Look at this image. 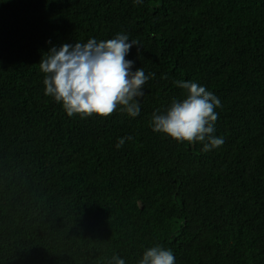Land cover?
<instances>
[{"label":"trees","instance_id":"1","mask_svg":"<svg viewBox=\"0 0 264 264\" xmlns=\"http://www.w3.org/2000/svg\"><path fill=\"white\" fill-rule=\"evenodd\" d=\"M118 34L149 76L139 115L69 117L42 57ZM175 81L220 100L222 146L153 131L187 95ZM154 246L264 264V0H0V264H139Z\"/></svg>","mask_w":264,"mask_h":264},{"label":"clouds","instance_id":"2","mask_svg":"<svg viewBox=\"0 0 264 264\" xmlns=\"http://www.w3.org/2000/svg\"><path fill=\"white\" fill-rule=\"evenodd\" d=\"M134 45L140 46L138 41L118 34L106 41L91 38L86 43L52 47L40 62V70L45 74V95L62 103L69 117L86 118L93 114L108 117L118 106L136 117L140 112L137 98L144 95L143 86L149 76L142 68L133 71V61L126 59ZM174 83L185 89L187 95L183 100H173L164 113L153 114V131L178 142H203L204 151L222 146L224 140L213 135L218 119L214 109L221 106L220 100L197 83ZM125 139L132 137L121 138L116 147L120 148ZM110 264H125V261L114 255ZM139 264H175V257L171 250L154 246L144 252Z\"/></svg>","mask_w":264,"mask_h":264}]
</instances>
